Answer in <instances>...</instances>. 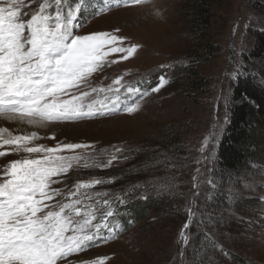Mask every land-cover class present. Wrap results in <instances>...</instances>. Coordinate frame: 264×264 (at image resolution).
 Returning <instances> with one entry per match:
<instances>
[{"label": "rangeland", "instance_id": "rangeland-1", "mask_svg": "<svg viewBox=\"0 0 264 264\" xmlns=\"http://www.w3.org/2000/svg\"><path fill=\"white\" fill-rule=\"evenodd\" d=\"M209 1L214 4L208 8ZM255 1L259 0H76L82 22L78 34L110 32L124 41V47L139 46L128 60L109 57L118 63L94 76L93 86L106 87L123 76L126 83L149 89V95L140 100L138 113L58 125L42 135L54 132L67 142L124 149L129 160L109 169L81 168L70 174L69 183L115 177L112 185L99 190L122 191L140 184L137 192L147 188L150 205L112 239L70 260L108 256L107 264H203L208 255V264H264V172L257 174V167L246 163L220 181L216 161L232 77L242 69V54L252 43L248 29L264 30V18L252 7ZM41 2L36 0L33 7ZM67 4L74 3L67 0L65 13ZM162 75L167 83L159 92H150ZM217 128L223 131L215 143L216 155L205 161L210 153L202 155L199 149ZM17 158L0 157V167ZM193 177L198 189L193 188ZM169 182L174 186L168 187ZM188 207L196 215L185 230ZM182 230L187 243L179 237Z\"/></svg>", "mask_w": 264, "mask_h": 264}, {"label": "snow or ice", "instance_id": "snow-or-ice-1", "mask_svg": "<svg viewBox=\"0 0 264 264\" xmlns=\"http://www.w3.org/2000/svg\"><path fill=\"white\" fill-rule=\"evenodd\" d=\"M35 3L0 0V157H19L0 167V264H107L108 256L69 258L112 239L120 226L115 221L120 214L117 205H127L132 198L146 200L148 190L138 193L140 184L122 191L99 190L112 185L115 177L69 183L70 174L81 168L109 169L130 155L116 146L109 151L59 140L54 132L48 136L42 130L138 113L149 89L126 83L123 76L106 87L93 86L92 81L106 66L118 63L109 57L128 60L139 46L124 47V41L110 32L78 34L79 4H67L65 13L67 0H43L33 7ZM243 71L232 77L237 84ZM166 83L160 76L150 92H159ZM222 131L214 129L204 139L199 151L210 153L205 161L215 157ZM45 139L55 143H39ZM193 180L198 189L196 177ZM187 215L185 230L196 213L188 207ZM179 237L187 243L183 230Z\"/></svg>", "mask_w": 264, "mask_h": 264}, {"label": "trees", "instance_id": "trees-1", "mask_svg": "<svg viewBox=\"0 0 264 264\" xmlns=\"http://www.w3.org/2000/svg\"><path fill=\"white\" fill-rule=\"evenodd\" d=\"M213 4V1H209L208 8ZM252 7L264 18V0L255 1ZM247 33L252 38V43L250 49L242 54V69L246 71L242 72L238 84L236 81L233 83L227 104L225 131L217 146V173L220 181L240 172L246 163L257 167L254 169L255 173L264 172V87L256 75L264 79V30L251 26ZM117 185L118 181L114 186ZM149 205L147 199H136L127 206L120 207V214L115 217V221L120 225L118 233L127 224L133 223L134 217H138L140 211H146ZM215 205L220 206L221 203ZM209 243L211 242H206V245ZM208 263L207 255L203 264Z\"/></svg>", "mask_w": 264, "mask_h": 264}, {"label": "bare ground", "instance_id": "bare-ground-1", "mask_svg": "<svg viewBox=\"0 0 264 264\" xmlns=\"http://www.w3.org/2000/svg\"><path fill=\"white\" fill-rule=\"evenodd\" d=\"M44 131L42 130V133H43Z\"/></svg>", "mask_w": 264, "mask_h": 264}]
</instances>
